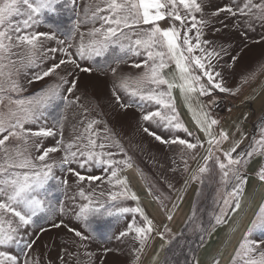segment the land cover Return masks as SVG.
<instances>
[{"label": "snow or ice", "instance_id": "6c2138e0", "mask_svg": "<svg viewBox=\"0 0 264 264\" xmlns=\"http://www.w3.org/2000/svg\"><path fill=\"white\" fill-rule=\"evenodd\" d=\"M58 6L71 8L74 11L78 7L76 0H0V198H2L0 199V247L15 244L21 249V254L24 256L23 264H32L29 253L35 240L25 239L21 230L33 225L34 218L40 214L51 218L54 213V206L46 200V196L49 194L46 186L49 181L56 180L58 184H63L65 187L68 184L66 179L61 180L54 175V168L58 167L61 171L75 176L79 185L85 181L89 183L103 181L104 178L97 175L85 176L71 167L72 164H77L80 169L92 164L96 167L104 165L106 166L105 172L111 170L110 175L106 177L107 182L112 184L114 181L116 185L123 186L122 191L107 193L108 201H116L120 197L129 195L132 200L138 199L135 193H129L126 187V178L118 177L120 169L117 166L124 165L131 168V163L127 159L119 161L112 159L113 154L110 152L98 153L94 151L97 142L91 137L96 133L91 130L98 121H89L84 129L86 133H89L87 145H78L77 141H80L82 137L77 136L67 144H64L61 139L56 142V146L43 149L41 138L54 136L53 129L44 125H39L36 129L26 127L29 124H37L44 116L45 110L57 101H63L65 105L79 102L80 97L78 96L74 100H69V96L73 95L77 87L79 77L68 71L66 67L68 75H72L74 78L69 81L65 76L59 75L57 70L61 66L71 64L80 72L91 73L92 68L82 67L75 57H78L79 60L92 61L94 58H104L106 54L110 53L115 62L120 64L125 62L128 54L146 55L144 61L131 65L138 69H145L142 74L136 77L122 76L119 82L113 85V96L121 107L132 105L121 103L116 89L125 91L131 97H138L140 101H154L161 109H169L171 113L176 112L174 98H172V89L174 88L180 89L186 102L192 99L191 94L193 93H198L199 96H210L213 90L230 91L223 87L217 79L221 74L215 71L210 62L211 58L219 54L214 50L208 51L202 46L209 43L207 40H201L202 29L208 24V21L203 18L197 19L195 15V13L203 12L202 5L198 0H95L92 5L85 6L84 20L78 19L75 22L72 35L75 36L79 33L80 36V42L75 46V53L69 51L74 47L73 44L69 43L67 47L63 46L64 40L57 41L59 47L44 48V41L56 39L54 33L27 31L34 25L42 24L45 14L58 15L61 10ZM180 6L183 7V14L180 11ZM225 12L233 17L237 14L247 17L248 19L244 22L248 26L254 20L264 23V0H260L259 3L254 0H246L243 7L236 10L231 6L221 7L213 11L212 15L219 16ZM166 19L173 21L172 26L161 28L158 22ZM96 21L101 22L100 26L93 27L87 32L90 39L86 43L85 33L80 31V24L88 22L95 24ZM176 22H179V27L176 26ZM142 25L151 27L144 28ZM192 29H196L195 42L190 37ZM181 30H183L182 35ZM241 34L244 35V33ZM116 49L119 51L117 52ZM197 50L201 55L194 54ZM58 52L66 58L60 59L58 63H52L46 70L33 74L28 83L41 81L50 75H58L63 84H70L66 89L68 95H63L61 84H56L42 89L34 97L14 99L12 94L22 90L18 79L21 72L36 66L38 62H45L49 59V54ZM51 59L55 60V57L52 56ZM205 59L209 60L207 65L204 63ZM232 59L235 60L236 57ZM168 61L175 63L178 78L174 75L169 79L162 74V70L169 66ZM105 63L108 61L104 60L98 67L103 68ZM193 65L207 78L206 84L201 82L200 75L193 74L191 70ZM111 71L115 74L117 69L112 68ZM162 85H166L167 91L157 90ZM196 103L199 105V110H193L190 104L189 110L193 112V119L197 127L209 137L207 139L208 154L203 157L205 163L199 166L196 172L199 174L208 172V162L213 159L214 150L221 151L223 160L217 156L215 162L222 173V179L227 182L231 174V178L237 181L235 187L228 194L234 199L225 198L224 207L215 217L216 223L220 224L224 222L229 211L235 212L240 208V197L243 194V185L246 183V178L241 174L243 165L247 163L244 158H250L257 152L264 154V137L257 140L251 150L234 157L233 153L237 151L240 141H236L229 150H223L220 145L229 139L228 133L221 130L218 137L214 136L211 131L212 126L216 125L218 121L216 119L209 120L208 113L204 111V106L199 99L196 100ZM85 111L87 112V109ZM156 118L159 121H166V126L188 132V129L179 122L177 115L167 114L161 110L149 111L142 115L144 121L156 122ZM144 131L153 135L161 143H178L189 151L203 147V143L199 140L196 143L180 138L167 141L150 132L148 128H144ZM188 134L192 135L190 132ZM99 147L103 149L105 145L100 144ZM33 149L40 154L33 157ZM61 150L64 151V156L59 162H48L50 153ZM192 158L194 159L195 156ZM191 178L196 180L200 177L193 174ZM258 178L264 182V168L260 169ZM78 195L87 203L78 206L79 210L74 212V217L77 221L82 222L86 231H92L90 218L103 216L105 212L108 216L138 213L143 220V225H138L134 217L127 224V228L116 236V239L120 240L134 233V239L140 245L137 252H142L148 246L156 228L141 207H122L113 213L105 208L104 202L94 201L92 194H86L83 187L79 188ZM101 195L105 194L101 192ZM60 212L64 214L62 202ZM167 219L172 220V215L169 214ZM61 224H53V227H60ZM257 230L264 231V206L261 207V211L257 213L256 218L250 224L245 238L232 257L231 264H264V240L249 238L251 233ZM43 231L45 229L41 228V232ZM68 231L78 237L80 241L89 238L80 230L68 227ZM169 231L165 225L164 231L156 232V235L169 244L171 241L166 239L165 235ZM21 244H23L22 247ZM68 255L71 256L72 253H68ZM59 259L63 264V256ZM136 260H139L138 255ZM0 264H21V261L17 256L11 255L7 251H0Z\"/></svg>", "mask_w": 264, "mask_h": 264}, {"label": "rangeland", "instance_id": "374dc122", "mask_svg": "<svg viewBox=\"0 0 264 264\" xmlns=\"http://www.w3.org/2000/svg\"><path fill=\"white\" fill-rule=\"evenodd\" d=\"M94 2L95 0H76L78 7L75 11L71 8L58 6L61 8L58 15L45 14L42 24L34 25L32 29H28L27 31L54 33L56 39L44 41V48L59 47L60 45H58L57 41L64 40L65 44L63 46L67 47L69 43L73 44L74 47L69 49V51L75 53V46L80 42L79 33L75 36L72 35L75 22L78 19L81 21L84 20L85 6H90ZM198 2L201 3L203 12L195 13L197 19L203 18L208 21V24L203 27L205 32H202V34L205 36L208 33L214 39L208 40L209 43L202 46L208 51L214 50L219 54L211 58V64L214 66L215 71L219 72L224 79L227 78V73L230 71L229 69L234 67L230 72V77H237V79L242 80L241 76H239L242 74L244 83L241 85L243 87L246 85L245 82L247 81L245 80L247 75L244 72L250 70V73H252V69H256L258 66L260 68L262 65V63H260V65L258 63H252L254 60L253 58L262 48H256L254 50L256 55L251 54L248 56L249 58L246 57L243 60L240 58L241 53H246L247 50H250L252 53L254 52L252 51L253 47L246 49L247 46L245 43L247 44V42L257 41V45H259L261 41L264 42V33L262 32L264 30L258 29L260 32L252 30L253 25L258 24V26L263 27L264 23L254 20L251 25L248 26L244 22L248 18L242 17L239 14L235 17L226 12L221 13L219 16L212 15L213 11L221 7L231 6L234 10L243 7L246 0H198ZM254 2L259 3L260 0H254ZM180 11L183 14L184 10L182 6H180ZM203 13H205V15ZM100 23V21H96L95 24L92 22L80 24V31L85 33L86 43L90 39V37L87 36V32L93 27H99ZM49 25H51V27H49ZM142 27L149 28L151 26L146 27L142 25ZM241 33H244V35ZM69 37H71V39H69ZM260 47H262V45H260ZM116 51L118 52L119 50L116 49ZM232 51L233 53H239L240 51V53L237 57V61L229 64L231 60L229 54H233ZM223 54L226 56L224 60L220 59ZM195 55H201V53L197 50ZM52 56L55 57V60L51 59ZM243 56L244 55H242V57ZM63 58L66 57L59 52L49 54V59L45 62H38L36 66L22 71L18 78L22 90L13 93V98L28 99L34 97L42 89L56 84H61L62 94L68 95L66 89L70 84H63L59 80L58 75H50L41 81H36L31 84L28 83V81L32 79L33 74L46 70L52 63H58L59 60ZM75 58L82 67L92 68L91 73L80 72L71 64L61 66L57 72L59 75L65 76L69 81L74 77L68 75V71L73 72L76 77H79L73 95L69 96V100H74L77 96L80 97L79 102L65 105L63 101H57L53 106L45 110L44 116L41 117L37 124H29L26 125V127L36 129L39 125H44L45 127L53 129L55 132L54 136L41 138L43 149L56 146V142L61 139L64 144H67L72 142L77 136L82 137L80 141H77L78 145H87L89 133H86L84 129L89 121H98L97 124L93 125V129L91 130L96 133L91 137L97 142V147L94 151L98 153L110 152L113 154L111 158L118 161L127 159L132 165L131 169L133 171H138L140 176L144 178L143 180L146 184L144 185L145 189L149 192V197L153 204L155 206H158V204L160 205L159 209L163 216L172 215V220L169 221L171 223L178 211H181V205L176 201L178 199V194L174 186L170 184L171 187H169V184L165 183L164 185H160L158 184V179L163 182L170 181L174 175L175 169H180L177 172L180 174L179 182H181L182 174H184L182 171L187 168V163L191 159L192 151L187 150L178 143H161L157 141L153 135H149L144 131V128H148L150 132L163 137L167 141L177 139V129L166 126V121H159L158 118H156V122L144 121L142 119L144 113L156 110L175 115L171 113L169 109H161L154 101H140L138 97H131L125 91L116 89L120 96L121 103L132 105L130 107H121L113 96V85L117 84L122 76L136 77L145 71L143 68L138 69L131 65L144 61L146 55L136 56L128 54L126 56L127 61L120 64L115 62L110 53L106 54L104 58H94L92 61L79 60L78 57ZM104 60H107L108 63H105L103 68L98 67ZM212 61L216 64L212 63ZM65 67L68 71L65 70ZM245 67H247L248 70H244ZM112 68L117 69L115 74L112 73ZM201 81L205 83L206 79L202 78ZM225 86L224 82V87ZM157 90L159 91L162 89L159 88ZM205 97L207 98V96ZM85 109H87V112ZM100 144H104L105 147L101 149L99 147ZM172 153L176 154L175 157L177 160L170 158ZM39 154L40 153L36 152L34 149L32 150L33 157ZM63 156V150L50 153L48 162H59ZM71 167L80 171L85 176L97 175L104 179L103 181L91 183L85 181L78 185L76 177L72 174L61 171L58 167L53 169L56 177L68 181L66 187L63 184H58L56 180L49 181L46 186L47 192L49 193L46 196V200L54 206V213L51 218H48L44 214H40L34 218L35 223L33 225L21 230L25 239L35 240V244L29 253L32 264H61V260L59 259L61 256H63V264H132L134 261L133 256L140 247L139 242L134 239L135 234L132 233L120 240H117L116 236L127 228V224L132 221L134 217L138 225H143V220L138 213H124L108 216L107 212H105L103 216L92 217L90 218L91 232L86 231L82 222L77 221L74 217V212L79 210L78 206L87 203V201L82 200L78 195L80 187L84 188L86 194L91 193L94 201L104 202L105 208L113 213H116L117 210L122 207L134 208L132 201L127 197H120L116 201H108L107 193L122 191L123 186L116 185L114 181L112 184L107 182L106 177L110 175L111 170L109 169L108 172H105L104 168L106 166L104 165L96 167L92 164L86 166L84 169H80L78 165L74 163ZM117 167L120 169L118 171L119 178L128 176V173L124 174V169L127 167L124 165H118ZM211 169H216L213 162H211L209 166L208 173H198L200 177L198 179L200 180L197 182L202 181L200 184L203 183L204 185L196 192L194 198L195 202L193 204L194 212L189 213L187 217L185 216L183 218L182 216L184 221L179 229L173 231L176 233L175 235L170 236V234H172L171 231L166 233L172 241L167 247L162 264H194L196 254L205 241L213 222V219L207 214L208 197L210 200L214 197L215 191H213L211 185L212 182L216 181L219 177L215 174H211ZM101 192L105 195H101ZM179 195H182V193ZM61 202L64 207V214L60 212ZM61 221L63 222L62 224ZM169 222L167 223L168 225L170 224ZM53 224H61V226L53 227ZM64 225L80 230L89 238L80 241V239L69 232L68 227ZM41 228L45 229V231L41 232ZM170 228L169 230H171ZM201 237H203V239H201ZM249 238L264 240V231H254ZM22 246L23 244H21V247ZM106 249L109 251L106 252ZM0 251H7L11 255L17 256L21 264H23L24 256L21 254V249L15 244L0 247ZM68 253H72V255L69 256Z\"/></svg>", "mask_w": 264, "mask_h": 264}, {"label": "crops", "instance_id": "0c3cea01", "mask_svg": "<svg viewBox=\"0 0 264 264\" xmlns=\"http://www.w3.org/2000/svg\"><path fill=\"white\" fill-rule=\"evenodd\" d=\"M203 14L205 15V13ZM158 23L161 28H168L172 26L173 21L171 19H166L163 21H159ZM178 24L179 22H176L177 27H179ZM143 26L148 27L149 25ZM258 29L264 30V26L255 27L253 25L252 30H257L258 32H260ZM204 30L205 29H202L203 33L205 32ZM182 32L183 30L181 31V35ZM262 32L264 33V31ZM195 34L196 29H192V31L190 32V37L192 38L193 42H195ZM202 38H205L207 41L214 40L213 37L208 33L205 36L202 34L201 39ZM205 39H202V41ZM256 42L257 41H250L247 42V44L245 43V45L247 46L246 49L249 47H253L252 51H254L256 48H262L261 50H259L257 55L255 51L252 53L250 52V50H247L246 53H241L240 58L241 60H243L251 54L256 55L257 57L255 56L253 58L254 60L252 61V63H258L259 65L260 63H262V65L260 68L258 66L256 69H252V73H250V70H248L247 67L244 68V70L248 71L244 72L247 75L245 79L247 81L245 82L246 85H244L243 87L241 85L244 83L242 74L239 75L241 76L242 80L237 79V77H230V72L233 70V67L229 69L230 71L229 73H227L226 79L221 76L217 78L222 83L223 87L225 82V88L230 90L228 92L213 90L212 94L210 96H207V98L205 96H199L198 93H193L191 94L192 99L186 102L185 96L181 94L178 87L172 89V98H174V106L176 109V112L173 114L177 115L179 122L188 129V132H185L182 129H177L176 138L186 139L193 143H196L199 140L203 143V147H198L197 149L192 150L191 159L187 163V170L184 169L182 171L184 172V174H182L181 182H179L180 174L177 172L180 169H175L174 175L172 176V179L170 181L163 182L162 180L158 179V184L160 185H164L165 183L169 185L171 184L175 187V191L178 194V199L176 201H178L177 203H180V209H182V204L184 203L189 192L192 190L188 200L187 214L185 213L183 218L185 216L187 217L189 213L194 212L193 204L195 202L194 198L196 192L199 191L204 184H200L201 182H197L200 179L193 180L191 177L193 174L198 175L196 170L197 168H199V166L205 163L203 157L208 154L207 150L209 148V145L207 144V139L209 137H207L205 133L197 127L193 119V112L189 110V104L191 105L193 110L198 111L199 105L196 103V100L199 99V101L204 106V111L208 113L209 120L216 119L218 121L216 125L212 126L211 131L214 136L218 137L221 130L228 133L229 139L227 141H223L220 145L223 150H229L236 141H240V145L237 148V151L233 153L234 157L251 150V148L255 146V142L264 137V42L261 41L259 45H257ZM260 45H262V47H260ZM237 53L238 52L229 54L231 60H233V57H236L235 60H230L229 64L237 61V57L239 56L240 51L238 54ZM242 55L244 56L242 57ZM225 57L226 56H224L223 54L222 58L220 59L224 60L226 59ZM125 61H127V58L125 59ZM208 62V60H204L205 64H208ZM212 63H214V61H212ZM168 64L169 66L162 70V74L169 79H171L174 75L178 78V72L175 68V63L172 61H168ZM191 70L193 74H199L201 76V79H207L203 76V73L199 69L195 68L194 65L192 66ZM177 82H179L178 79ZM201 82L203 83V81ZM160 88L164 91H167L166 85H162L160 86ZM189 132L192 134L191 136H189ZM175 155L176 154L172 153L170 158L173 160H177ZM193 156H195L194 159L192 158ZM217 156H219L221 160H223L222 152L214 150L213 159L212 161L208 162V167L210 166L211 162H213V165H215L216 168L215 170L211 169V174H215L219 177L216 181L212 182L211 185V188H213V191H215L214 197L211 198V200L208 197L209 201L207 205V214L211 219H213V222L211 221L212 227L209 229L205 241L202 243L196 254L194 264H217V261L218 264H231L232 257L235 255L236 249L245 238L250 224L256 218L257 213L261 211V207L264 206V182H261L258 178L260 169L264 168V154L257 152L254 153L250 158H244L247 160V163L243 165L241 174L246 178V183H244L243 185V194L240 197V208L235 212L229 211L226 218L224 219V222L220 224L216 223L215 217L220 214V209L224 207V199H234L228 194L232 191V189L235 187V184L237 183L234 178H231V174L227 182L222 179V173L215 162V158ZM126 173H128V176L125 177L126 187L129 193H135L138 199L132 200L130 195L127 196V198L132 201L134 207H141L144 210L145 215L153 221L156 232L164 231L165 225L167 226V223L169 222V220L167 219L168 215L163 216L159 209L160 205H156L158 207L157 208L151 201L149 192H147L144 186L146 185L143 180L144 178L140 176L138 171H133L131 168L124 169V174ZM131 175L135 177L137 181L135 186L139 190H136L134 188V183L130 178ZM181 193L182 195H179ZM145 203H147V205H145ZM152 211H154L155 215L154 213H152ZM183 218L179 223L176 221V223L171 225L172 222H169L170 224L167 226V228L169 229L171 227L170 231L172 232V234H170V236L176 234L173 231H176L180 228L184 221ZM156 232L152 233L151 239L148 242V246L145 247L142 252H137L136 254H134V261L132 262V264H144V262L147 260L146 257L148 256V254L154 248L157 249V247L158 250L155 256L156 261H152L150 258L147 260L146 264H162V260L169 244H166L165 240L160 239V237L156 235ZM166 239L172 241L167 235ZM155 251H153L152 253H154ZM137 255L139 256L138 261L136 260Z\"/></svg>", "mask_w": 264, "mask_h": 264}, {"label": "bare ground", "instance_id": "6f19581e", "mask_svg": "<svg viewBox=\"0 0 264 264\" xmlns=\"http://www.w3.org/2000/svg\"><path fill=\"white\" fill-rule=\"evenodd\" d=\"M254 26L256 27V26H258V24H255ZM130 178L132 179V181H133V183H134V188H135L136 190H139V189L136 188V186H135L136 183H137L135 177H134L133 175H131ZM132 185H133V184H132ZM191 192H192V190L189 192V194L187 195V197H186L184 203L182 204L183 207H182L181 211H180V212L178 211V213L174 216L171 225L174 224V223H176V221H177L178 223L181 222V220H182L181 217L184 216L185 213L187 214L188 200H189V197H190V195H191ZM145 205H147V203H145ZM152 213H154V211H152ZM154 215H155V213H154ZM171 225H170V226H171ZM155 250H156V251H155ZM157 250H158V247H157V249L154 248V249L148 254V256L146 257L147 260L151 258L152 261H153V260L156 261L155 256H156ZM153 251H155V252L152 253ZM151 254H152V255H151ZM154 258H155V259H154ZM147 260L144 262V264L147 263Z\"/></svg>", "mask_w": 264, "mask_h": 264}, {"label": "trees", "instance_id": "16d2710c", "mask_svg": "<svg viewBox=\"0 0 264 264\" xmlns=\"http://www.w3.org/2000/svg\"><path fill=\"white\" fill-rule=\"evenodd\" d=\"M99 223V222H98Z\"/></svg>", "mask_w": 264, "mask_h": 264}]
</instances>
